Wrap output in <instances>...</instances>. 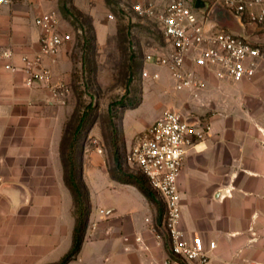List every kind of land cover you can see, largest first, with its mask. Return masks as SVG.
I'll list each match as a JSON object with an SVG mask.
<instances>
[{
    "label": "crops",
    "instance_id": "1",
    "mask_svg": "<svg viewBox=\"0 0 264 264\" xmlns=\"http://www.w3.org/2000/svg\"><path fill=\"white\" fill-rule=\"evenodd\" d=\"M22 9L20 1L0 9V264H53L70 250L76 223L61 154L65 107L47 89L25 86L22 71L5 67L10 60L2 51L13 50L12 62L21 65L23 54L39 48L37 15L30 20ZM66 58L64 46L52 69L56 80L69 82L71 68H61ZM262 69L236 86L214 84L238 97L227 115L210 121L179 177L181 227L217 243L214 264H264ZM84 181L92 212L81 249L67 264H168L169 248L152 229L153 204L135 185L113 179L96 152L85 153ZM102 195L106 201L98 203Z\"/></svg>",
    "mask_w": 264,
    "mask_h": 264
},
{
    "label": "built area",
    "instance_id": "2",
    "mask_svg": "<svg viewBox=\"0 0 264 264\" xmlns=\"http://www.w3.org/2000/svg\"><path fill=\"white\" fill-rule=\"evenodd\" d=\"M199 1L204 6L198 7V0H128L127 6L135 16L153 22L167 43L161 51L144 54L142 76L158 80L159 68H166L175 89H188L196 97L206 90L207 76L233 82L251 80L264 62V48L246 33L209 22L211 10L220 4L237 17L244 30L264 26V0ZM15 2L0 0V9ZM34 24L40 32L39 48L23 54L21 65L12 62L13 50L2 51L1 56L10 60L5 67L22 71L25 86L43 87L52 102L64 104L72 88L69 82L54 78L52 63L72 33L63 28L56 11L38 14ZM203 136L204 129L192 117L165 108L136 136L127 154L128 162L138 166L162 202V212L158 221L152 222V229L169 248L168 264H214L212 252L217 243L206 242L198 232L186 233L181 227L179 177L189 150Z\"/></svg>",
    "mask_w": 264,
    "mask_h": 264
},
{
    "label": "rangeland",
    "instance_id": "3",
    "mask_svg": "<svg viewBox=\"0 0 264 264\" xmlns=\"http://www.w3.org/2000/svg\"><path fill=\"white\" fill-rule=\"evenodd\" d=\"M17 1L23 4L21 13L32 14L30 20L42 12L56 11L61 16L63 28L72 33V39L65 45L67 58L61 66L71 68L69 83L72 88L67 102L62 104L65 107L63 132L67 131L69 137L76 127L78 129L74 155L77 162L82 161L83 180L85 153L100 154L110 172L117 171V149L125 171L142 174L138 166L128 162L127 154L136 136L143 131H137L138 128L159 109H178L205 131L212 119L230 112L228 103L235 95L238 97V94L214 88V84L222 81L236 86L240 82L223 81L213 76H207V88L198 97L188 89H175L166 68H159L161 78L158 80L144 78V54L161 51L167 43L153 22L135 16L127 8L128 0H81L85 8L76 6L74 0L71 3L69 0ZM222 27L246 33L264 48V26H250L244 30L239 22L229 17ZM70 140H65L67 149ZM68 160L67 157L66 163ZM147 186L151 188L149 183ZM102 197L99 196L98 203L106 201L105 195ZM151 203L154 220L158 221L162 202L157 192L155 202Z\"/></svg>",
    "mask_w": 264,
    "mask_h": 264
},
{
    "label": "trees",
    "instance_id": "4",
    "mask_svg": "<svg viewBox=\"0 0 264 264\" xmlns=\"http://www.w3.org/2000/svg\"><path fill=\"white\" fill-rule=\"evenodd\" d=\"M106 1L109 2V0ZM69 2L71 3L72 0H69ZM73 7L74 9L76 8L75 6ZM77 12L79 15H82L80 11ZM77 135V127L74 131H72V133L69 134V137L67 131H65L63 132L61 142V154L64 166L65 183L72 193L73 203L76 207L74 209L76 223L74 228L73 243L70 250L61 258V260L53 264H67L79 253L86 235L89 217L91 214L89 188L83 180L82 175L83 164L81 160L77 162L74 155L76 151ZM66 139H71L69 149H67L65 146ZM115 154L117 157V171H110L111 177L118 181L135 185L148 198L150 202L154 203L156 200V192L147 186L148 179L146 178V176L144 174H135L125 171L121 163V158L118 149L116 150ZM67 157L69 158L68 163H66ZM77 168L79 170V175H77ZM162 209L163 207L160 209V214L162 212Z\"/></svg>",
    "mask_w": 264,
    "mask_h": 264
},
{
    "label": "water",
    "instance_id": "5",
    "mask_svg": "<svg viewBox=\"0 0 264 264\" xmlns=\"http://www.w3.org/2000/svg\"><path fill=\"white\" fill-rule=\"evenodd\" d=\"M197 6L202 7L204 4L198 0ZM229 17L234 18L238 22L237 17L233 13L225 9L222 5L217 4L209 14V22H215L223 26L225 20Z\"/></svg>",
    "mask_w": 264,
    "mask_h": 264
}]
</instances>
